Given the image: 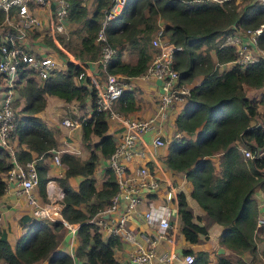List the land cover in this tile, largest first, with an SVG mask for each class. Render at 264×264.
<instances>
[{"label":"trees","instance_id":"obj_1","mask_svg":"<svg viewBox=\"0 0 264 264\" xmlns=\"http://www.w3.org/2000/svg\"><path fill=\"white\" fill-rule=\"evenodd\" d=\"M110 5L111 0H94L87 15L85 0H68L67 19L80 23V28L73 29L72 41L61 34L57 35V40L66 42L63 47L75 59L98 57L101 43H95L94 38ZM3 16L0 9V23ZM160 20L164 22V37L180 46L172 54L178 83H188L201 76L199 82L188 89L187 106L173 120L176 134L165 144V166L182 173L190 182V196L204 212L201 216L204 223L199 224L197 219L200 218L193 217L183 192H177L179 231L185 241L196 243L206 235L207 226L215 222L222 226L218 241L236 254L247 253L248 258L247 262L233 261L218 254L210 262L206 251L189 248L182 249L181 255H192V261L185 264H252L258 254L264 261V246L257 249L256 241L261 238L254 234L257 215L254 192L264 188V158L244 157L239 147L264 146V112L257 111L258 104L264 108V92L252 97L244 93V88L264 86V58L240 66L233 62L235 48L220 44L232 32L253 30L264 24V4L258 0H126L120 13L103 28L104 43L113 49L106 70L117 73L123 81L142 73L151 58L150 39ZM42 40L54 49L65 67L40 78L23 65L17 66L16 94L23 98V104L14 113L12 133L17 142L26 147L14 151L19 162L33 159L32 153L36 157L48 155V150L56 145L54 132L35 115L44 107V94L65 101L74 99L77 106L83 108L86 99H92L95 93V88L83 76L82 68L67 60L65 53L48 37L43 35ZM254 42L264 52V29L255 35ZM124 48L133 52V62L121 59ZM225 62L229 67L218 71L217 64ZM76 78L79 84L74 82ZM117 101V109L122 113L133 109V91L123 90ZM259 116L261 120L257 121ZM80 124L81 140L86 147H89V134L97 136L98 140L84 159L67 152L61 154L64 174L55 177L62 191L61 215L78 223L73 257L57 249L63 233L59 222L22 215L23 232L14 246L8 243L6 232L0 227V264L37 261L73 264V258L76 264H120L114 256L119 239L101 234L86 221L117 190L114 173L108 165L98 189L93 175L98 158L106 159L113 151L114 138L106 133V119L101 112H90ZM214 154L218 156L217 162L211 158ZM10 165L7 152L0 148V194L5 187L1 175ZM34 167L38 193L44 199L45 167L37 160ZM73 176H79L76 189L67 182V178Z\"/></svg>","mask_w":264,"mask_h":264},{"label":"built area","instance_id":"obj_2","mask_svg":"<svg viewBox=\"0 0 264 264\" xmlns=\"http://www.w3.org/2000/svg\"><path fill=\"white\" fill-rule=\"evenodd\" d=\"M126 0H111L110 7L104 12L101 26L98 29L94 42H100V52L94 61L104 71L102 84H93L94 97L91 99L90 112H101L105 119L118 123L119 133L114 139V148L105 159L106 164L112 169L117 183V190L93 215L86 219L101 234L114 235L119 240L129 243L127 261L132 264H149L156 256V246L160 239L173 242L168 236V230L175 226V220H170L169 208L166 203L176 201V188L169 182L161 180L153 174L146 162H142L130 171L125 168V162L134 156L145 157V150L138 146L137 140H142V134L149 131L156 121L166 119L168 111L174 101L185 99L188 87L178 83V73L172 67V54L180 49L179 45L169 42L163 35V25L158 24L152 33L150 47L153 56L147 63L144 71L135 77L146 79L153 77L159 80L160 92L156 101L155 111L152 115L142 117H129L118 113L114 107L117 98L124 88V82L117 73L106 70V62L113 53V49L104 43L103 28L107 21L116 17ZM264 4V0H258ZM0 9L4 16L0 23V148L8 154L11 163L5 172L7 181L19 185L18 192L25 195L30 206V215L35 219H45L48 222H59L67 233L75 235L77 222H70L61 215L62 204L57 196H61L59 189L52 182L45 183L47 201L38 200L31 192L36 185L37 173L34 162L41 155L24 162L15 159V148L11 142L14 126V113L16 112V84L17 66L32 70L38 77L44 78L57 68L51 54L40 53L39 47L31 44L30 38L34 33L49 36L55 46L65 50L57 40L61 34L68 39L69 30L66 27L68 0H0ZM41 11V15L38 13ZM264 29L260 24L253 30L246 29L242 32H232L225 36L221 45H231L235 48L236 57L233 62L243 66L246 63L264 58V52L255 46V35ZM245 37L246 39H244ZM253 47V48H252ZM65 52V51H64ZM81 67V66H80ZM82 68V67H81ZM83 70V69H82ZM84 75V72H82ZM62 124L71 126L72 120L63 119ZM144 143V142H143ZM166 141L159 133L153 134L150 139L151 148L146 150L151 158L156 157V149L165 146ZM242 155L247 158H264L262 148H240ZM52 161L60 163L57 154L52 156ZM163 190V202L154 205L151 200L144 201L147 195ZM142 203L147 204L141 208ZM133 216L137 221L146 222L154 228L152 232L139 231V241L133 228L129 227L128 218ZM264 225V219H256V226ZM177 254L172 249L163 251L158 255L161 263H168ZM184 263L192 261L191 254H182ZM77 261L73 260V264ZM25 264H46L43 261Z\"/></svg>","mask_w":264,"mask_h":264},{"label":"crops","instance_id":"obj_3","mask_svg":"<svg viewBox=\"0 0 264 264\" xmlns=\"http://www.w3.org/2000/svg\"><path fill=\"white\" fill-rule=\"evenodd\" d=\"M93 5H94V0H85V6L88 11L87 15H90ZM38 13L40 15L42 14L40 10L38 11ZM158 24L163 25L164 22L160 20ZM66 27L69 31H71L72 29H79L80 23L73 22L67 19ZM42 36L43 35L41 34L34 33L31 35L29 42L34 46L39 47L38 50L40 53L51 54L54 58L55 64L57 65L56 69H64L65 67L64 62L58 57L56 52L42 40ZM45 36L48 37L54 44L53 40L49 36L47 35ZM243 38L246 39L245 37ZM149 50L151 53L150 55L152 57L153 49L150 47ZM64 51L66 53L65 55L70 58V60L68 59L69 61L82 67L84 72L83 76L92 86L93 84L96 85L102 84L104 80V71L100 68V66L97 63H95L92 60L75 59L71 55V53H69L66 49ZM128 52L129 50L124 48L121 52V59L124 61L133 62L134 54L132 52L130 58L128 59L126 56ZM229 65L230 64L227 62L218 63L217 70L222 71L223 69L229 67ZM200 79L201 76H197L194 78L193 81L185 83V85L188 88H190L191 86L197 84ZM2 80L3 79L0 78V85L3 84ZM74 82L76 84H79V80L77 78L74 79ZM123 82H124L123 90L133 91L134 108L127 112L122 113L117 109L119 105L118 103L119 101H116V103L114 104L115 109L121 114L129 117L146 118L152 115L155 111L156 101L160 92L159 80L153 77L142 79L133 76V77H129L126 81ZM263 89L264 86L259 87L258 89L244 88V93L247 97H252L259 92H264ZM17 102H19L20 105L16 106V109L20 108L23 104V98L18 97V95L16 94L15 103ZM187 103L188 102L186 98L177 99L176 101H174V103L172 104V106L168 111L167 118L159 119L154 123L153 127L149 129V131L142 134V140L141 141L137 140V141H138V146L139 147L142 146L144 148L146 153L145 157L140 158L139 156H134L131 160H127L125 162V168L127 171H130L133 168L137 167L138 164L142 162H146L149 170L153 174H155V176L158 177L161 180V182L169 181L174 185L177 192L179 191L183 192L185 196L186 204L191 210L193 217L194 218L199 217L200 219H197L198 223L202 224L204 223V219H202L201 216L204 212L200 209V207L196 204L194 199L190 196V190H191L190 182L185 179L182 173L173 172L170 169H168L164 164V158L167 152L166 145L156 149L155 151L156 157L154 159L148 156L146 151L151 148L150 139L153 136V134L159 133L160 136L166 141V143H168V141L172 137H174V135L176 134L173 126L174 117L178 113L184 110V108L187 106ZM90 105H91L90 97H88L84 102V107L79 108L77 106V101L74 99L70 101H65L56 96L44 94V107L41 110H39L37 113H35V115L44 122L46 127H48L54 132V139L56 141V145L54 149L48 150V155L40 156L36 160L41 164H43L45 167V175L47 177L46 183L52 182L56 187V190L57 188L59 189L61 196H62V191L59 185L57 184V182L55 181V177L63 176L65 165L63 162H61V160L59 164L54 163L52 161V156L54 154H57L58 157L60 158L61 154L67 152L73 154L75 157L79 159H84L87 157L89 150H92L91 148L98 140L97 136L93 134H89V139L87 140V144L89 147H86L81 140L80 122L83 119L89 117ZM257 111L263 113L264 108L260 104H258ZM66 118L72 120L73 122H75V124L71 126L63 125L62 120ZM106 124H107L106 133L110 134L115 139L119 133L118 123L116 121L106 119ZM11 142L16 151L20 149L23 150L26 149V147L23 144H19L17 142L15 136L13 137ZM239 147L242 148L241 146ZM32 157L33 158L36 157L34 153H32ZM211 158L213 159L214 162L218 161L217 154L212 155ZM106 166L107 164L105 158L99 157L98 162L93 171V175L95 178L94 185L96 189L100 188L101 186L103 172ZM1 179L4 182L5 187L3 193L0 194V227L5 230L8 243L11 246H14L16 240L23 232L20 217L22 215H26L32 218L30 215V206L26 201L25 195L22 194L21 192H18L19 185L16 184V182L7 181L5 179V172L2 173ZM78 180H79V176H73L67 178V182L72 189L77 188ZM45 190L46 188L44 186V199L40 197L36 185L32 187L31 192L38 200L47 201L48 196ZM162 196H163V190L159 189L155 194L147 195L144 201L151 200L154 205H159L161 202H163ZM254 198L256 199V204H257L256 219L257 217L264 219V188L256 190L254 192ZM57 199L60 201L61 197L57 196ZM146 205L147 204L142 203L140 207L145 208ZM166 205L167 208H169L170 220L172 222L173 220H175V226L171 227L168 230V236L173 239V242H168L164 239H160L156 246V256L149 264H185L180 258L181 251L184 248L206 251L210 262H213L215 260L216 255L218 254L224 255L233 261L237 259H241L247 262V258H248L247 253L236 254L230 249H228L223 243H220L218 241V236L222 231V226L215 222H212L207 226L206 235L204 237L201 236L199 241H197L196 243H189L185 241L179 231V221L177 216L176 201L167 202ZM128 224L129 227L133 228V230L136 232L135 237L139 241H141V239L138 236L139 231L149 233L154 230V228H151L150 224H147L146 222H142V221H137L133 216H130L128 218ZM254 234L256 237L261 238L259 241H256L257 249L259 250L258 248L259 242H262L264 244V240H263L264 225L256 226V220H255ZM74 245H75V235L71 236L63 228L62 237L58 242L57 249L59 251L67 252L70 254V256L73 257ZM128 246L129 243L127 241L119 240L118 244L114 249V256L119 261L120 264H132L128 262L126 258L128 252ZM169 248L175 251L177 257L172 258L168 263H161L158 260V255L163 251L168 250ZM258 256L259 255H257L256 258ZM73 260L76 261V259L74 258ZM252 264H254V261L252 262Z\"/></svg>","mask_w":264,"mask_h":264},{"label":"rangeland","instance_id":"obj_4","mask_svg":"<svg viewBox=\"0 0 264 264\" xmlns=\"http://www.w3.org/2000/svg\"><path fill=\"white\" fill-rule=\"evenodd\" d=\"M73 29L71 30V31H69L68 32V40L69 41H72V39L74 38V35H73ZM61 45L63 44L64 46L66 45V42L65 43H60ZM63 45H62V47H63ZM54 50V49H53ZM62 51V50H61ZM64 52V51H63ZM65 53V52H64ZM70 53V52H69ZM66 54V53H65ZM132 54V52H128L127 54H126V56H127V58L129 59L130 58V55ZM66 58H67V60L69 59L70 60V58L69 57H67L66 56ZM264 90V89H263ZM16 104V106H18V105H20V103L19 102H17V103H15ZM19 110V108H17L16 109V112ZM261 120V117L259 116L258 118H257V121H260ZM263 243L262 242H259V244H258V248L260 249H262L263 248ZM259 255V254H258ZM254 264H264V261L262 260V256L261 255H259L255 260H254Z\"/></svg>","mask_w":264,"mask_h":264},{"label":"clouds","instance_id":"obj_5","mask_svg":"<svg viewBox=\"0 0 264 264\" xmlns=\"http://www.w3.org/2000/svg\"><path fill=\"white\" fill-rule=\"evenodd\" d=\"M64 48V47H63ZM65 49V48H64ZM57 54V53H56ZM58 55V54H57ZM59 57V56H58ZM60 58V57H59ZM61 59V58H60ZM64 64H65V62H64ZM56 70V69H55Z\"/></svg>","mask_w":264,"mask_h":264},{"label":"water","instance_id":"obj_6","mask_svg":"<svg viewBox=\"0 0 264 264\" xmlns=\"http://www.w3.org/2000/svg\"><path fill=\"white\" fill-rule=\"evenodd\" d=\"M258 125V124H257Z\"/></svg>","mask_w":264,"mask_h":264}]
</instances>
